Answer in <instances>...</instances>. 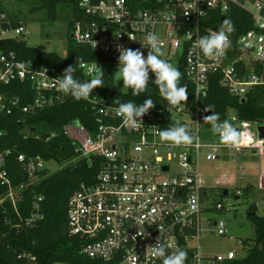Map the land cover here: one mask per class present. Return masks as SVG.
<instances>
[{
  "label": "built area",
  "instance_id": "1",
  "mask_svg": "<svg viewBox=\"0 0 264 264\" xmlns=\"http://www.w3.org/2000/svg\"><path fill=\"white\" fill-rule=\"evenodd\" d=\"M79 7L82 17L75 21L71 37L101 55L100 60L80 63L85 80L101 72L104 80L105 70L111 69L116 83L120 47L140 49L146 57L149 49L142 44L149 33H155L162 42V58L176 67L183 62L187 79L195 86L196 104L193 109L188 105L154 107L142 117L143 124L133 129L126 127L123 118L116 114L118 105L94 97L92 108L99 115L94 129L75 121L63 127L76 147L77 157L59 163L20 154L18 161L29 179L16 186L5 167L11 152L1 147L5 132L0 129V182L8 186L7 193L0 196V204L11 201L16 206L23 192L43 177L78 159L92 158L99 164L96 179L80 185L68 208L69 230L81 238L83 255L104 264H162V258L150 248L159 238L161 243L185 249L186 264H223L237 258L234 251L212 257H203L199 252L202 216L209 209L211 198L199 171L200 159H219L223 150L229 149L203 140L208 135L204 127L211 126L204 124L203 117L208 113L199 100L208 95L213 75H220L221 84L240 98L264 86V0H81ZM233 7L245 10L253 27L236 39L230 35L231 48L225 55L205 57L195 49L196 41L217 30L214 26L221 23L216 17L227 15ZM8 31L18 38L27 33V28H0V38H10L2 36ZM189 32L192 39L186 35ZM89 69L93 72L89 73ZM62 75L48 66L26 62L14 51L0 50V112L11 114L19 108L30 114L63 100L66 95L59 90L57 80ZM149 75L155 77L153 73ZM16 81H29L35 89L29 104L22 106L19 97L7 99L3 93L2 86ZM232 116L236 117L235 126L244 133L242 147L239 151L232 149L233 153L244 148L256 151L261 157L264 181V139L258 131L264 124L241 120L235 112H229L225 119ZM176 120L187 125L196 137L193 145L170 147L160 141L159 131ZM174 160L177 171H171ZM51 162L58 169L51 168ZM33 206L38 209V201ZM223 208L221 202L216 204V209ZM209 222L217 234H227L224 220ZM237 243L243 245V240Z\"/></svg>",
  "mask_w": 264,
  "mask_h": 264
},
{
  "label": "trees",
  "instance_id": "2",
  "mask_svg": "<svg viewBox=\"0 0 264 264\" xmlns=\"http://www.w3.org/2000/svg\"><path fill=\"white\" fill-rule=\"evenodd\" d=\"M28 1L32 13H44L45 19L51 21L58 19L61 9L66 8L69 11V31L75 21L82 17L79 7L81 0ZM226 17L231 18L235 26V32L230 34L234 39L253 27L250 15L241 8L233 7L227 15H218L217 23H221ZM21 19V15L6 11L0 1V28L9 30L25 26ZM0 50L6 53L14 51L26 62L48 66L61 74L67 66L77 65L74 78L82 82L86 80L80 63L101 58L88 45L76 42L71 36L66 56L32 46L23 36L0 38ZM177 68L182 73L180 83L186 85L188 90L187 101L180 105H188L193 109L196 104L195 86L188 81L183 62ZM106 72L104 86L94 89L89 100L77 101L66 95L63 100L34 113L25 114L19 108H14L11 114L0 112V129L5 132L1 147L11 152L7 156L5 167L14 186L29 179L27 171L18 161L20 154L59 163L70 162L77 157L76 147L63 127L75 121L87 129H94L99 117L97 110L92 108L94 97L105 98L112 104H115L114 100L117 98L121 102L133 101L137 105L146 98H151L155 107L165 108L169 105L159 95L153 81H149L147 92L133 96L130 88L126 92L117 90L113 71L110 69L105 70ZM1 89L7 99L19 97L22 106L29 104L36 93L29 81H16ZM199 104L204 108L206 105H214V111L220 114L221 121L227 118L229 112H235L241 120L264 124V86L257 87L240 98L221 84L220 75H213L208 95L201 98ZM211 114L208 112V115ZM168 120L171 121V118ZM27 132L31 133L25 137ZM52 133L56 135L52 137ZM98 172L97 162L94 163L92 158H81L43 177L25 190L16 206L11 201L0 204V264H104L101 260L91 259L81 253L83 242L70 233L68 223L71 196L82 183H93ZM251 189L247 187L246 193ZM7 191L8 186L0 182V196ZM35 201H38V209L33 206ZM256 211V204H253L249 209V218L255 225V235L250 240H243V246L249 247L248 254L242 258L226 260L223 264H264V216L258 215Z\"/></svg>",
  "mask_w": 264,
  "mask_h": 264
},
{
  "label": "clouds",
  "instance_id": "3",
  "mask_svg": "<svg viewBox=\"0 0 264 264\" xmlns=\"http://www.w3.org/2000/svg\"><path fill=\"white\" fill-rule=\"evenodd\" d=\"M233 32H235V26L231 18L226 17L217 30L199 37L195 49H199L208 58L221 57L231 48L229 37ZM186 35L192 39L191 32ZM145 40L146 43L142 45L149 49L146 57L140 49L123 48L122 46L119 49L117 73L124 87L130 88L133 96H140L148 91L149 74L153 73L155 76L153 83L158 88L159 95L169 105L175 107L182 102L185 103L188 99V90L186 85L180 83L182 73L176 66L162 58L165 54L159 36L149 33ZM79 66L83 67V65ZM76 68L77 65H69L65 68L63 75L57 79L58 88L65 95H70L77 101L89 100L94 89L104 86V73L101 72L82 82L74 78ZM88 71L93 72L92 69ZM114 103L118 105L116 114L123 118V124L133 129L143 124L142 117L155 107L151 98H146L139 105L133 101L121 102L118 98L114 100ZM214 107V105H206L204 108V112L212 113L203 117L204 124L211 126L212 133L218 135L222 145L239 151L244 143V133L235 126L236 117L232 116L230 120L221 121L220 114L214 111ZM158 135L160 141L170 147L191 146L196 140L188 126L179 120L159 131ZM150 248L156 257L162 258V264H186L188 253L177 245L161 243L158 238L155 246Z\"/></svg>",
  "mask_w": 264,
  "mask_h": 264
},
{
  "label": "rangeland",
  "instance_id": "4",
  "mask_svg": "<svg viewBox=\"0 0 264 264\" xmlns=\"http://www.w3.org/2000/svg\"><path fill=\"white\" fill-rule=\"evenodd\" d=\"M0 1L6 11L21 15V21L27 28V33L23 35V38L28 44L66 56L68 39L71 36V31L68 28L67 12L69 11L66 8L61 9L58 19L51 21L45 19L44 13H32L28 0ZM2 36L13 37L14 33L8 31L2 33ZM150 80L154 81L155 77H150ZM115 88L121 92L128 90L124 87L118 73ZM188 119L193 121L191 117ZM204 129L205 134L208 133L203 137L204 141L220 143L219 137H215L211 133V127L205 126ZM49 166L58 169L54 162L49 163ZM177 170V162L174 160L171 171ZM199 171L203 184L209 188L211 194L209 209L202 216L201 236L198 243L200 254L203 257H212L227 255L234 251L237 258L245 257L249 247L238 244L237 240H250L255 235V225L249 218L250 207L256 204L257 214L264 216L261 157L253 153L252 149L244 148L237 154H234L232 149H224L219 159L209 161L202 157ZM247 187L252 188L249 193H246ZM225 189L228 190L226 195L223 192ZM218 202L224 205L223 209H216ZM209 219L224 220L228 228L227 234H217Z\"/></svg>",
  "mask_w": 264,
  "mask_h": 264
},
{
  "label": "water",
  "instance_id": "5",
  "mask_svg": "<svg viewBox=\"0 0 264 264\" xmlns=\"http://www.w3.org/2000/svg\"><path fill=\"white\" fill-rule=\"evenodd\" d=\"M258 131H259V137L261 139H264V125H260ZM254 153H256V151H254ZM165 169H167V167H165ZM224 194L225 195L228 194V190L227 189H225Z\"/></svg>",
  "mask_w": 264,
  "mask_h": 264
},
{
  "label": "crops",
  "instance_id": "6",
  "mask_svg": "<svg viewBox=\"0 0 264 264\" xmlns=\"http://www.w3.org/2000/svg\"><path fill=\"white\" fill-rule=\"evenodd\" d=\"M261 187L264 188V181H263L262 173H261Z\"/></svg>",
  "mask_w": 264,
  "mask_h": 264
}]
</instances>
